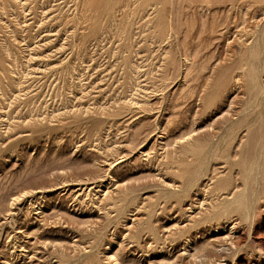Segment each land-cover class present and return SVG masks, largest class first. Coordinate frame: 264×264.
Segmentation results:
<instances>
[{
	"label": "rangeland",
	"instance_id": "rangeland-1",
	"mask_svg": "<svg viewBox=\"0 0 264 264\" xmlns=\"http://www.w3.org/2000/svg\"><path fill=\"white\" fill-rule=\"evenodd\" d=\"M263 34L264 0H0V264H264Z\"/></svg>",
	"mask_w": 264,
	"mask_h": 264
},
{
	"label": "bare ground",
	"instance_id": "bare-ground-1",
	"mask_svg": "<svg viewBox=\"0 0 264 264\" xmlns=\"http://www.w3.org/2000/svg\"><path fill=\"white\" fill-rule=\"evenodd\" d=\"M264 36V34H263ZM261 52L264 54V41H261ZM255 57H257L258 53H254ZM262 171H264V152L260 154L259 160L256 165V174L253 179V186H252V193H251V202H252V208L257 211V205L260 201V197L264 194V178L262 177ZM27 193L22 194L20 196H17L13 198L12 200V207L16 205L17 202H19L20 198L25 196Z\"/></svg>",
	"mask_w": 264,
	"mask_h": 264
}]
</instances>
